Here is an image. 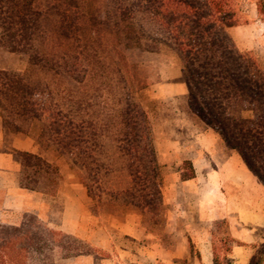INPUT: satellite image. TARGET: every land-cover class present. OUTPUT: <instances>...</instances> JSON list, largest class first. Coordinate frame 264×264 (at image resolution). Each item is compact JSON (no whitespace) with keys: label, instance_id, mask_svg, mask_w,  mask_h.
I'll use <instances>...</instances> for the list:
<instances>
[{"label":"trees","instance_id":"trees-1","mask_svg":"<svg viewBox=\"0 0 264 264\" xmlns=\"http://www.w3.org/2000/svg\"><path fill=\"white\" fill-rule=\"evenodd\" d=\"M244 1L0 0V46L28 56L26 72L38 68L42 74L34 85L29 75L0 70V102L9 104L4 109L10 116L44 122L40 141L47 138L70 154L90 194L83 170L92 165L97 172L106 141L115 143L128 158L131 176L118 194L153 208L160 183L152 128L130 93L126 68L132 53V83L144 88L138 60L170 49L182 63L189 110L238 151L264 184V67L253 51L239 50L228 33L246 23ZM256 7L264 21V0H257ZM89 84L92 91L86 93ZM42 85L61 99L50 104L47 98L36 100L43 96L38 91ZM48 113L51 117L45 118ZM18 154L25 187L40 189L44 179L58 176L57 167L42 156ZM193 176L192 169L184 175ZM87 252L76 237L50 230L33 215L0 229V264H52L56 256ZM215 264H222L217 250ZM251 264H264V243Z\"/></svg>","mask_w":264,"mask_h":264},{"label":"crops","instance_id":"crops-1","mask_svg":"<svg viewBox=\"0 0 264 264\" xmlns=\"http://www.w3.org/2000/svg\"><path fill=\"white\" fill-rule=\"evenodd\" d=\"M256 2L245 0L246 23L228 30L241 51H252L254 32L258 36L256 44L264 47V21ZM246 5L250 7L248 10ZM164 78L166 84L161 87L160 95L186 101L188 87L182 68L174 77ZM168 124V133L157 152L163 164L168 166L171 162L176 169L160 175L159 204L164 216L162 229L174 233L176 242L170 247L158 238L160 255L152 249L153 235L143 213L147 208L118 213L104 212L97 207L93 211L94 202L88 188L71 169L58 168V176L44 179L40 189L22 185V166L15 152L37 154L51 164L54 161L46 159L40 145L28 136L12 135L9 139L1 117L0 229L4 225L17 226L26 215H33L50 230L72 235L88 246L87 253L68 258L56 256L52 264H117L121 261L116 256L132 257V264H153L157 257L161 258V264H174L184 258L185 249L190 246L198 254L197 264H215L218 243L214 227L225 223L230 237L226 257L231 259V264H251L257 248L264 243V184L238 151L230 148L189 107L181 118L174 116ZM191 169L194 176L184 177ZM116 233L132 242V247L116 246L117 255H114L110 243ZM98 248L113 257L99 260L101 249ZM221 260L219 256L220 263Z\"/></svg>","mask_w":264,"mask_h":264},{"label":"rangeland","instance_id":"rangeland-1","mask_svg":"<svg viewBox=\"0 0 264 264\" xmlns=\"http://www.w3.org/2000/svg\"><path fill=\"white\" fill-rule=\"evenodd\" d=\"M245 7L247 10L250 8L248 5ZM252 38L255 39V46L252 51L256 54L261 65L264 67V47L261 48L258 46V44H256V39L258 38L257 33L254 32ZM128 54V60L131 63L130 67L126 68L128 87L134 101L140 103L149 116L152 128L153 144L156 153V162L158 165V181L160 183V175H163V173H165L167 170H175L176 167H172L171 162L168 163V166H170L169 168L166 166V163L163 164L161 157L158 155L157 148L168 133V123L171 121V118L174 116L181 118V115L186 112V107H188V104L186 105L187 100L185 101L180 98L174 99L170 96L163 97L160 95V89L164 84H166L164 77H166V75L174 77L178 73L179 69L182 68V63L177 54L170 49L163 48L157 52L145 54L142 59L138 60V72L139 78L145 79L146 86L144 88L137 89L136 81L135 83H132V53ZM28 59V56H25L23 53H11L7 49H4L0 46V70L6 69L10 72L24 74V76L29 75L31 82L34 84L39 80V78L42 77V74L38 68H33L30 69L29 72H26L29 64ZM43 84H45V82H43ZM52 89L55 90L54 87H52ZM41 90L43 92V96L38 95L36 100H38L40 97L42 99L47 98V102L50 104V102H55L62 97L60 95H55V92L54 94L50 93V88H46L44 85L39 87L38 91ZM84 91H86V93H91L92 88L90 84L85 86ZM8 105L9 104L7 102H5L4 105L0 102V117L8 138L10 139L12 135L28 136L32 138L38 145H40L46 159L54 161L53 163L57 169L60 167H67L72 170L74 175L79 177L78 171L74 168L72 157L70 154H68V152H61L57 148V145L55 143H51L47 138H44L43 141H40V135L42 133L44 122L42 123L36 119L32 120L31 117L22 118L15 113L10 116L5 112L4 109V107H9ZM88 111V109L84 110L87 118H89ZM5 115L7 116L6 118ZM46 117H51L50 113L45 114V118ZM105 144H107L105 147L106 153H102L98 157L99 170L96 172L95 168H92V165L87 166L83 170V175L86 178L89 189L91 190L90 197L94 202V204H92L93 206L91 207L92 210L96 211L98 207L104 212L113 211L123 213L132 211V209L141 211V206L136 200L135 196L118 194V191L124 186L128 185L131 181V176L127 169L128 158H125L119 153L115 143L111 144L107 140ZM15 157L21 163L23 158L18 154V152H15ZM110 163H113V165L116 167V170L113 172L110 170ZM185 168L186 172H189L188 167ZM148 173L150 176L153 174L150 169H148ZM147 178L145 177V179ZM148 181L150 182L151 179ZM151 191L152 189L150 188L148 190V194H150ZM159 200H157L158 202L156 203L155 207L147 208V211L143 212L144 219L150 226L153 235L152 244L154 245V248L152 249L157 253L156 255H160L161 253L159 239H162L163 243L170 245V247L176 242L174 233L172 234L171 232H166L164 229H162L164 216H162V207L159 204ZM214 236L217 238L216 241L218 243L216 250L219 252L218 254H220L219 256L222 258V264H226V250L229 248L230 237L227 234V226L225 223H218L214 227ZM110 246L114 248V255H117L115 252L116 246L132 247V242L119 235V233H116L114 236V241L110 243ZM89 247L90 249H94L93 246ZM85 249H88V246H86ZM98 249H101L99 252L100 255L98 254L97 256L99 260L113 257V254L106 252V250H103V248ZM185 251L186 254L184 258L174 261V264H197L196 257L198 254L196 253V249L193 246H190L189 248H186ZM116 259L121 261L117 264H132V257L129 258L124 256L121 258L116 256ZM129 259L131 262H129ZM160 262V257H157L153 260V264H161ZM86 264L93 263L87 262Z\"/></svg>","mask_w":264,"mask_h":264}]
</instances>
